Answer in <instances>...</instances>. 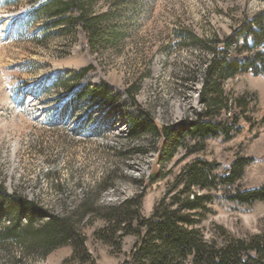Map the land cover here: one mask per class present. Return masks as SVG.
I'll return each instance as SVG.
<instances>
[{
    "label": "rangeland",
    "instance_id": "1",
    "mask_svg": "<svg viewBox=\"0 0 264 264\" xmlns=\"http://www.w3.org/2000/svg\"><path fill=\"white\" fill-rule=\"evenodd\" d=\"M33 1L0 0V185L5 196H25L40 215L70 214L94 264H123L137 237L117 230L108 242L98 239L96 232L111 216L107 206L142 192L141 214L148 217L182 169L196 158L212 163L214 176L228 171L235 159L249 158L233 184L199 191L211 199L203 216L196 217L197 226L205 239L217 241L223 232L235 238L264 232V200L241 204L228 197L234 190L264 185V76L242 73L222 82L229 99L250 94L255 98L245 112L247 122L241 121L240 131L229 139L208 137L192 147L194 141L185 138L181 145L165 149L160 136L148 131L137 137L127 133L131 117L139 116L128 98L132 86L138 107L158 125L193 118L200 110L198 94L209 52L178 34L193 32L208 45L214 36L229 35L264 4L116 0L122 39L90 49L79 25L74 32L43 30L44 18L28 16L37 5ZM111 4L112 0H102L95 8L108 11ZM87 65L94 68L87 75L92 85L104 81L121 95L122 116L104 115L89 104L62 114V93L40 85L49 74ZM226 112L219 110L221 117ZM188 147L202 149L190 152ZM40 218L35 217L28 229L19 220L21 239ZM9 222L1 218L0 230ZM71 251L67 243L42 256L40 249H21L9 239H0V264H63ZM71 264L89 262L77 258Z\"/></svg>",
    "mask_w": 264,
    "mask_h": 264
},
{
    "label": "trees",
    "instance_id": "2",
    "mask_svg": "<svg viewBox=\"0 0 264 264\" xmlns=\"http://www.w3.org/2000/svg\"><path fill=\"white\" fill-rule=\"evenodd\" d=\"M99 1L102 0H34L37 5L28 11V16L44 18L43 30L58 29L59 33L74 32L75 26L79 25L87 35L89 48L97 49L122 39L124 35L120 25L122 19L117 16L116 9L120 2L112 0L108 11L99 12L95 8ZM258 1L264 4V0ZM178 37L184 41L190 39L194 45L209 52L198 94L200 110L193 114V118L158 125L138 107L132 86L128 89V98L139 116L131 117L127 133L137 137L148 131L160 136L165 140V149L181 145L185 138L194 141L192 147L208 137L229 139L240 131L241 121L247 122L245 112L255 104V98L250 94L229 99L224 96L222 82L242 73L264 76V8L244 17L223 39L214 36L208 45L190 31L178 34ZM93 70L92 65H87L73 72L58 71L47 75L40 85L62 93L65 100L62 114L70 115V111L89 104L104 115L122 116L125 104L121 95L104 81L92 85L87 75ZM221 108H226L228 115L221 117ZM192 147H188V151L202 149L192 150ZM249 160L235 159L228 171L214 176L212 163L196 158L182 169L148 217L141 214L142 192L118 205L107 206L111 216L106 226L96 232L98 239L108 242L117 230L134 233L137 241L123 264H264V232L246 238H235L223 232L221 240L217 241L213 237L205 239L197 226L196 217L203 216L206 203L211 199L209 194L199 191L233 184ZM228 197L241 204L264 200V185L234 190ZM35 217H41L36 228L21 239L19 220L23 219L28 229ZM71 217L65 213L40 215L33 201L15 193L11 197L5 196L0 185V219L10 220L0 230V239H9L12 245L21 249H40L42 256L70 243L72 251L63 264H71L77 258L94 264L78 226L70 221Z\"/></svg>",
    "mask_w": 264,
    "mask_h": 264
}]
</instances>
